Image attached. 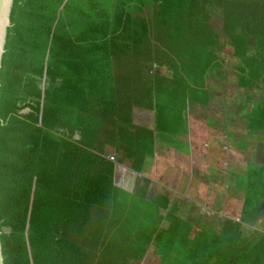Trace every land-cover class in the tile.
<instances>
[{"label": "trees", "instance_id": "trees-1", "mask_svg": "<svg viewBox=\"0 0 264 264\" xmlns=\"http://www.w3.org/2000/svg\"><path fill=\"white\" fill-rule=\"evenodd\" d=\"M10 18L5 264H250L256 239L241 223L196 235L168 195L151 194L142 176L133 190L118 185L116 168L146 170L158 138L182 130L183 93L204 89L210 73L235 70L238 87L261 89L264 0H14ZM136 108L155 111V128L135 123Z\"/></svg>", "mask_w": 264, "mask_h": 264}, {"label": "crops", "instance_id": "crops-1", "mask_svg": "<svg viewBox=\"0 0 264 264\" xmlns=\"http://www.w3.org/2000/svg\"><path fill=\"white\" fill-rule=\"evenodd\" d=\"M206 82L199 92L190 87V95L188 90L183 93L181 132L172 139L158 138L155 157L144 172L130 169L136 172L133 186L126 185V173L118 178L119 168L116 183L133 190L141 176V183L148 179L150 193L168 195L170 207L178 206V214L195 223L199 231L193 232L199 236L206 234L205 229L221 234L226 223L234 231L231 222L241 223L244 236L256 239L245 256L250 264H264V83L258 92L232 87L244 90L240 97L233 91L231 102L238 108L234 115L233 104L220 98L227 90L221 76L212 72ZM148 111L153 114L149 126L155 128V111ZM159 163L165 164L162 172L155 169Z\"/></svg>", "mask_w": 264, "mask_h": 264}, {"label": "rangeland", "instance_id": "rangeland-1", "mask_svg": "<svg viewBox=\"0 0 264 264\" xmlns=\"http://www.w3.org/2000/svg\"><path fill=\"white\" fill-rule=\"evenodd\" d=\"M221 16H222V13L217 12L215 14V17H214V22L220 26L223 25V22L221 20ZM221 82L227 86V90L223 94L220 93V98H222V97L226 98L225 100L228 102V103H226L228 106H231L233 104L231 102V99L234 96L233 91H237V97L243 96L244 90H241V89L233 90L232 89V87L235 88V86H237L236 84L238 83L237 82V71L232 70V71L226 72V74H223V76H221ZM186 97L189 98L188 96H186ZM181 100L183 101V97ZM163 103L164 104L166 103L165 99L163 100ZM232 106H233L232 114L235 115L236 112L238 111V108H236V106L234 104ZM222 107H224V104ZM137 109H139V108L135 109V114H134L135 123L151 125L153 123V114L148 110H144L141 108H140V110H137ZM254 115L259 119L260 118L259 110H256ZM166 133H167V135L171 134L170 132H166ZM164 156H165V154L163 155V153H162L161 157L163 158ZM118 168H119V171L117 173L119 175L118 178L121 179L122 175H124L126 173V176L129 179V181L126 183V185L128 187L133 186V180H134L133 174H136L137 171L133 172L134 170L133 171L130 170L131 169L130 168V161H126L125 163L118 164L116 170H118ZM157 168L159 169V171L162 172L163 168H165V164L159 163L155 169H157ZM158 174H160V173H158ZM138 264H153V263H150V260L145 259V260L139 262Z\"/></svg>", "mask_w": 264, "mask_h": 264}, {"label": "water", "instance_id": "water-1", "mask_svg": "<svg viewBox=\"0 0 264 264\" xmlns=\"http://www.w3.org/2000/svg\"><path fill=\"white\" fill-rule=\"evenodd\" d=\"M14 0H0V69L2 66V56L5 52V44L7 37L8 26L11 24V9ZM0 264H5V258L3 254V246L1 240L0 230Z\"/></svg>", "mask_w": 264, "mask_h": 264}, {"label": "flooded vegetation", "instance_id": "flooded-vegetation-1", "mask_svg": "<svg viewBox=\"0 0 264 264\" xmlns=\"http://www.w3.org/2000/svg\"><path fill=\"white\" fill-rule=\"evenodd\" d=\"M254 90H256V89H254ZM256 91L258 92V91H259V89H257ZM257 92L253 94V95H254V97H255V96H258V95H257Z\"/></svg>", "mask_w": 264, "mask_h": 264}, {"label": "built area", "instance_id": "built-area-1", "mask_svg": "<svg viewBox=\"0 0 264 264\" xmlns=\"http://www.w3.org/2000/svg\"><path fill=\"white\" fill-rule=\"evenodd\" d=\"M112 159H114V157H112Z\"/></svg>", "mask_w": 264, "mask_h": 264}]
</instances>
